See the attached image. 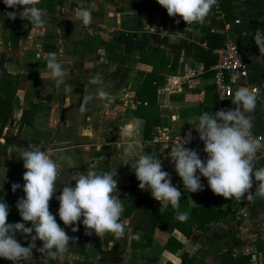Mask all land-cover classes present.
Segmentation results:
<instances>
[{"label":"crops","instance_id":"1","mask_svg":"<svg viewBox=\"0 0 264 264\" xmlns=\"http://www.w3.org/2000/svg\"><path fill=\"white\" fill-rule=\"evenodd\" d=\"M232 1L226 13L217 0L202 23L186 24L179 16L170 17L157 0H40L37 7L43 9L45 24L33 30L29 20L19 17L22 6L9 8L0 0V202L9 206L7 222H23L16 203L25 196L21 152L28 144L52 152L61 171L55 196L64 184L74 186L73 179L81 172L110 171L117 180L114 194L124 205L120 217L124 235L116 238L109 233L100 238L94 231L86 235L82 222L65 226L54 196L50 212L76 239L55 259L38 250L42 242L37 239L31 259L17 264H179L182 252L193 258L190 264H220L219 252L236 220L239 242L229 252H249V264L260 263L264 250L258 251L256 242H264V198L255 195V184L251 200L247 196L216 199L215 209L228 211L201 226L190 215L187 221H179L171 209L161 225L154 224L147 232L143 223H151V214L162 212L167 201L161 203L150 189L138 187L130 165L136 156L124 151L127 143H133L137 152L159 158L162 170L170 173L172 184L178 187L170 151L177 143L183 144L177 134L197 127L202 113L214 114L217 93L210 65L214 50L225 40L232 41L248 63L246 77L236 81L264 92V57L252 38L257 29L264 31V0ZM78 10L90 11L91 23L85 25L77 18ZM13 11L17 12L14 20L6 15ZM207 31L219 32L220 44L213 38L206 43ZM47 53H54L62 66L59 86L47 68ZM232 100L228 110L236 107ZM247 115L264 145L258 99ZM137 121L140 127L126 141L121 129ZM184 146L206 160L204 143ZM254 164L264 167V147ZM201 180L206 181L203 189L209 188L207 179L201 176ZM14 183L20 185L15 191ZM181 189L180 212L189 214L191 207L204 204L203 190ZM172 221L186 227V233ZM24 223L31 227L30 222ZM32 235L34 231L17 233L16 238L27 246ZM168 236L181 246L169 244ZM0 264L12 261L0 258Z\"/></svg>","mask_w":264,"mask_h":264},{"label":"clouds","instance_id":"2","mask_svg":"<svg viewBox=\"0 0 264 264\" xmlns=\"http://www.w3.org/2000/svg\"><path fill=\"white\" fill-rule=\"evenodd\" d=\"M4 4L15 9L22 6L19 17L27 19L34 26L33 30L45 24L43 9L37 7L40 0H3ZM159 5L167 10L170 17L179 16L186 24L202 23L209 15L217 0H157ZM10 19H16L17 12L6 13ZM77 18L85 25L91 23L92 16L88 10H78ZM180 21L176 20L178 24ZM261 57H264V31L257 29L253 35ZM47 68L51 71L57 86L63 83L64 72L54 53H47L44 57ZM101 95L105 93L101 92ZM86 99H91L87 97ZM232 103L234 109H220L214 114L202 113L195 127L200 139L204 142L206 160H202L198 152L185 147L191 139V132L187 141L177 143L170 151V158L175 171L181 178L184 187L195 193L203 190L201 176L207 179L212 192L223 196L226 200H237L247 196L253 199L252 189L255 184V195L264 198V167L256 168L254 160L259 149L264 147L259 141L251 138L252 122L247 113L252 112L257 103L253 92L245 87L235 91ZM140 127L139 121L129 123L121 131V137L129 140ZM125 153L135 155L134 163L130 164L139 181L141 190L150 189L151 195L161 203L167 201L177 212V219L187 221L189 214L179 211L181 190L171 182L170 173L162 170V162L150 154L136 151V145L127 143ZM52 152L43 150L38 145L24 147L21 152L23 167V192L25 196L19 198L16 207L23 222L8 223L9 206L0 202V258L17 262L29 261L33 256V249L37 248L35 241L42 242L39 251L47 252L55 259L67 250L70 241L76 239L69 236L64 227L57 222L50 212V201L57 192V182L61 171L56 161L52 159ZM74 186L64 184L58 196V215L65 226L78 225L85 227V234L94 233L103 238L111 233L120 238L125 233V226L120 222L123 212V202L116 193L117 180L110 171L81 172L73 179ZM13 184L12 190L19 188ZM24 222H30L27 227ZM78 230L73 227L72 231ZM27 246L16 238L17 233L32 234Z\"/></svg>","mask_w":264,"mask_h":264},{"label":"built area","instance_id":"3","mask_svg":"<svg viewBox=\"0 0 264 264\" xmlns=\"http://www.w3.org/2000/svg\"><path fill=\"white\" fill-rule=\"evenodd\" d=\"M217 12V16L222 15L220 11L217 10ZM214 53L215 59L210 65L211 82L217 93L212 103L214 113L220 109L228 110V101L233 99L235 91L240 87H245L259 100L260 110L264 117V92L250 83L236 81V79H244L248 72V63L243 52L232 41L225 40L214 50ZM189 132H191V139L187 141ZM176 137L183 143L186 141V143H204L196 128L177 134ZM251 138L260 142L262 135L251 129Z\"/></svg>","mask_w":264,"mask_h":264},{"label":"trees","instance_id":"4","mask_svg":"<svg viewBox=\"0 0 264 264\" xmlns=\"http://www.w3.org/2000/svg\"><path fill=\"white\" fill-rule=\"evenodd\" d=\"M233 1L232 0H220V5L223 11H225L226 13V9H228L231 5ZM228 7V8H227ZM165 10V8H164ZM217 39L216 44H220L221 41L219 40V32H215V31H207L204 35V39L206 40V43L208 42L209 39ZM212 45H209V47L207 48V51L210 50V47ZM154 89L152 88V93L154 95ZM173 178L175 179V181L177 182L178 188L182 191V187H184L183 182L181 180V178L179 177V175L177 174V172L173 173ZM203 181V180H201ZM203 185L206 184V181L204 180ZM203 193L200 194V196L204 199V204L203 205H198L195 207H191L189 210V215L190 218L193 222L196 223V225H203L205 222H208L224 213H226L228 210L227 209H215L214 207V203L215 200L218 199L220 197V195H216L212 192V190L210 188H204ZM181 201V199H180ZM179 201V202H180ZM171 209H173L170 205L169 202H167L164 210L162 212H160L159 214H151V218H152V222L151 223H146L142 225V229L146 230L147 232H151L152 228L154 226V224H162L161 220L167 218V216L169 217L170 213L169 211H171ZM177 214V213H176ZM171 224H175L176 226H178V228L185 232L187 231V228L184 227L183 225L179 224L177 221H172ZM238 224V220L235 221L234 226L230 232V238L227 241V244L225 246V248L223 250H221L219 252V263L220 264H249V259H250V253H241V254H237V255H232L229 252V249L236 245L239 242V239L236 237V226ZM167 242L171 245H173L174 247H180L181 243L176 240L175 238L168 236ZM256 249L258 251L260 250H264V242L262 241H257L256 242ZM193 258L188 256L186 252H182L181 253V258H180V262L179 264H190L192 263ZM165 264H173L172 262H165ZM259 264H264V256L261 258L260 263Z\"/></svg>","mask_w":264,"mask_h":264}]
</instances>
